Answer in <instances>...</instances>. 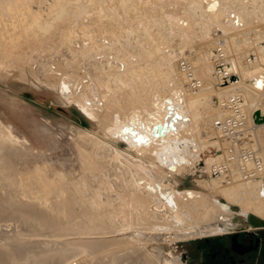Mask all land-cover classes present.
<instances>
[{"label":"bare ground","instance_id":"1","mask_svg":"<svg viewBox=\"0 0 264 264\" xmlns=\"http://www.w3.org/2000/svg\"><path fill=\"white\" fill-rule=\"evenodd\" d=\"M57 1L54 5L58 4ZM204 1L210 16L208 24L222 27L221 32L215 33L217 39H210L209 30L194 39L191 33L194 23L184 14V19L179 20L176 25L178 33L175 35V43L171 42L172 44L167 43L163 31L164 26L173 28V24H176L173 21L177 18L165 13L163 16L162 3H157L155 7L148 0H85L84 7L79 5L80 14L88 22L85 28L79 26L86 29L84 41L78 39L81 30H76L77 34L80 33L75 34L76 39L84 42L86 52L79 48L85 53L81 56L83 63H80L76 74V71L72 73L75 75L73 79L78 78L79 83L82 80L83 82L78 88L73 83V91L69 89L66 94L69 92L74 95L78 105L91 118L98 120L109 134L108 137L115 142L123 140L127 143L128 149L125 151L129 156H134L135 161L134 158L131 161L129 157L121 159L122 155L117 153L111 156L105 146L106 141L96 140L95 135L92 137L95 141L93 143L89 138L91 134L86 133V139L92 141L88 142L91 143L89 146L94 144L91 147L95 148V143L99 141V147L95 149L96 153L93 148V152L79 151V155L80 152L85 155L89 170L75 183L63 178L57 181L39 173L27 172L26 175L17 166L8 164L4 158L0 159V264H182L180 255L169 253V256L164 257L160 243L152 247L148 244H153L151 241L156 240L155 235L162 233H167L168 243L201 234L208 236L222 233L223 229L218 221L220 217L227 218L230 213L212 194H218L236 204L245 214L252 213L264 218V167L257 170L252 179L240 177L231 183H221L210 175V180L198 179V185L204 190L178 189L173 187L174 180H168L164 187L161 186L165 176L163 169H167L169 174L179 175L188 169L195 170L198 162L204 159L209 173L215 156L207 152H210L211 147L221 150L225 146V142L221 143L219 139L222 135L212 126V121L225 116L227 110L222 108L221 101L227 100L234 93L244 96L245 110L249 115L248 134L250 140L254 141L253 145L259 149L264 164V0L260 11L256 8V13L254 8L251 10L248 3L250 0H229L224 8L220 7V0ZM26 4L24 0H0L1 33L8 26L4 21L6 18L15 27V22L20 17L22 20L23 17H29V25H39V32H43V25H50L47 20H51V17L46 19L43 16L45 19L40 20V12L33 13ZM133 7L132 14L127 18L128 22L126 19L122 20L123 15L127 17L124 11ZM228 9L238 14L235 20L227 17ZM25 10H31L32 14H26ZM119 11L120 17L118 15L114 19L113 16ZM111 14L114 19L111 20L118 22L114 25L115 22L111 21L109 26L107 21ZM57 15L61 17L58 13ZM81 18L78 19L83 20ZM28 27L24 30H30ZM38 27H35L36 30ZM68 27L72 28L69 25ZM22 30L18 29L17 32ZM23 34L22 36L25 35ZM83 35L81 34L82 37ZM65 37L63 39L68 38ZM197 40L201 43L203 41V49L192 44ZM218 43L223 44L231 62V72L236 76V79H231L225 85H220L214 74V50ZM66 45L69 46L68 41ZM78 45L80 44L74 47ZM189 45L190 51H195V57L190 55L192 53L185 54ZM66 47L63 48L69 51L65 52L61 48L60 52L70 56V48ZM69 47L72 48L71 44ZM245 47L249 49L247 56L253 52L255 59L243 57ZM2 50L0 49V54L3 53ZM60 52L57 50V53L61 54ZM65 53L62 54L63 58ZM179 53L193 61L196 75L203 81L201 88L194 89L189 85L186 87L187 75L178 67ZM8 55L6 53V58ZM22 55L18 57L22 58ZM11 56L14 57L13 54ZM69 56L66 55L65 58ZM13 59L10 58L12 61ZM12 61L6 60L10 63ZM122 95L125 98H121ZM87 132L91 133L90 130ZM1 134L3 131L0 129V136ZM12 137L15 138L13 135ZM80 137L84 140L83 135ZM148 150L153 151L159 159L157 161H160L156 167L157 172L149 169L150 165L148 167V163H145L147 160H144L146 158L141 159L140 155L147 152L150 154ZM137 158L144 160L143 163L140 164ZM89 174L98 181L95 187L91 183L93 179L88 177ZM153 205L156 211L152 209ZM127 206L137 211L129 212V208L126 213L123 209ZM164 209L169 213L164 212Z\"/></svg>","mask_w":264,"mask_h":264},{"label":"rangeland","instance_id":"2","mask_svg":"<svg viewBox=\"0 0 264 264\" xmlns=\"http://www.w3.org/2000/svg\"><path fill=\"white\" fill-rule=\"evenodd\" d=\"M58 1H57L58 4H56L58 6L57 7L56 5H54L56 3V0H27V1L24 0V2L27 3L26 5L31 7V10L33 13L34 12H40L41 13V14L38 13L40 18H41L40 20L45 19V18L50 19V17L52 18L49 21L47 20V22H49L51 26L49 24L43 25L44 27L42 26L41 31H43V32H39L40 31L39 30L40 28L38 27L39 25L38 26L36 25L34 27L33 26L31 27L29 25V20H31V18L29 19V17H26V19L23 17V20H22V17H20L19 21H17V22H19V23L21 22L20 23L21 25L19 23L15 22V27L10 24V20H7V18H6L7 21L4 20L6 23H8V26H6V29L9 28L11 30L5 29L3 31V33L0 32V36H1L0 37V49H3L2 50L3 53L0 54V59H1L0 60V127H1L0 129L3 131V134H1V136H0V159L4 158L8 164H13L14 166H17V168L22 170L24 173H26V175H27V172L36 173V174L39 173V174L48 175L51 178H55V179H57V181H60L61 180L60 178H63V180L66 179L70 183L72 181H73V183H75L76 180L80 179L79 178L80 176L83 177L86 174V172H88V170H89V168H88L89 165L86 162V159H84L85 155H83V153L87 152V150L93 152V150L91 148H93L94 150L95 149L97 150L99 147L98 142L100 140H102L103 142L106 141L104 143H105V146L108 147V149H109L108 152H110L111 156H113L114 153H117V154L122 155V156H120L121 159L123 157L124 158L129 157L131 161H133V158L135 161V157L129 156L127 151H125L128 149L127 143L123 142V140H118L115 142V140L113 138H110V136L108 137L107 135H109V134L98 123V120H94L93 118H91L88 114H86V112L83 110V108L78 105V102H76L74 95L72 93L69 94V92L67 93L68 95L66 94L67 90L71 89L74 84L78 88L79 85L82 84V82H83V80H82L79 83L77 80H80V79H78V78L73 79V78H75V75H73L72 72L76 71L75 72V74H76L77 69L81 65L80 63H83L81 56L85 53L84 52L82 53V50H79V48L83 49V50L85 49L84 42L82 43V41H84L83 39H85V36H86V32H85L86 29L84 30V28H85V26H87L88 22H87L86 18L83 17L84 15L80 14V12H81L80 6L84 7V1L85 0L84 1L83 0H81V1L67 0L69 3L66 2V0H61V1L58 0ZM62 1H63V4H62ZM82 1H83V3H82ZM133 1H135V0H133ZM142 1H145V0H142ZM148 1L149 2L152 1V4L153 5L155 4V7H157L156 6L157 3H158V5H160L162 3L164 5V7L162 6V8H161V9H163V10H161L162 11L161 13L163 16L166 14L167 16L171 15V16H175L177 18L173 21V22H176V24L174 23L175 27H174V24H173V28H170L169 25L168 26L166 25L167 27L164 26L163 36H164V38L166 37L167 43H169V44L175 43V40H176L175 35L178 33L177 32L178 29L176 28V25H177V23H179V20L182 21L184 19L183 18L184 16H182L184 14L188 15V17L190 18L189 21H192L194 23L193 28H191V31H193V32L190 31L192 33V35H193L192 37H194V39H198V37L200 35L206 34L208 30L210 32V35H209L210 39L211 40L217 39L218 36H215L214 32L217 33V32L222 31L221 30L222 27L217 28V27H214L213 24H208V20L210 19V16L207 14V11H208L207 10V4L205 3L204 0H166V1L165 0L164 1L163 0H148ZM228 3H229V0H220L219 1L221 8H224V5H228ZM248 3H250V5H251L250 6L251 10H252V8H254L253 10L255 13H256V11H255L256 8H258L257 11H260V9H261L260 6L262 4V0H250ZM148 4H150V3H148ZM62 5L64 7H61ZM244 5L246 6V4H244ZM66 8H67V10H66ZM133 9H134V7L131 9L128 8L127 11L125 10L124 12L127 15V17L125 15H123L122 20L126 19L125 21L128 22L127 18L129 17V15L132 14ZM31 10H25L24 12H26V14H28V13L32 14ZM34 10H36V11H34ZM59 10L61 12H59ZM128 10H131V11H128ZM230 10H232V9L227 10V12H228L227 17L230 18L231 20H235L237 18L238 14L236 12H233ZM68 11H69V14L70 13H72V14L69 15ZM63 12H65V13H63ZM57 13L59 14V16H61L60 18L58 17ZM120 13H121V11H119V13L115 14L114 16H113V14H111L110 18H108L109 21H107L109 26H111L110 24H111L112 20H114L115 18H118L117 17L118 15L120 17ZM122 13H123V11H122ZM137 13H139V11H137ZM20 14H22V13H20ZM180 15H181V17H180ZM80 16L83 18V20L78 19V18H81ZM112 16L114 17V19H112L113 18ZM57 18H58V20H57ZM74 18L77 22L80 21V22H78L79 25L76 24L77 22L74 20ZM69 19H71L72 21H69ZM50 21H52V22H50ZM68 22H69V24H68ZM114 22L115 21H112V23H114ZM117 22H115L114 25H116ZM126 22H124V23H126ZM81 23L85 24V25L82 26ZM124 23H122V24H124ZM17 24H18V26H17ZM74 24H75V26H74ZM68 25L71 26L72 28L68 27ZM28 26H30L32 28L33 32H35L36 35H35V33L32 32L31 28ZM65 26L68 28H66ZM79 26L84 27V28H80ZM26 27H28L31 30V32H30V30H28L30 32V34L27 31V29L24 30V28H26ZM35 27H38V29L36 30ZM74 28H76V29H74ZM78 28H80V29H78ZM18 29L19 30L23 29L24 32L22 30L21 32L19 31V33H18L17 32ZM66 29H68L69 31ZM263 29H264V25H263ZM76 30L77 31L81 30L80 32L82 35L85 33L83 35L84 37H82L81 34H79L80 32H78V34H79L78 35L76 33L77 32ZM7 31H8V33H7ZM36 31L38 32V35H37ZM57 31H59V32L57 33ZM26 32H28V33H26ZM60 32L62 35L60 34ZM65 32H67V34H65ZM164 32H166V33H164ZM70 33H72V35H70ZM75 33L78 35V39H82V41L76 39L77 35ZM22 34L24 36H22ZM62 36L63 37L66 36V37L70 38V40L68 38L63 39ZM73 37H75V38H73ZM6 38H7V40H6ZM72 38H73V42L71 41ZM167 38L170 40L168 41ZM67 41H68V45L70 46V44H71L73 49L69 46L66 47ZM78 41L79 42L81 41V42L78 43ZM6 42H7V44H6ZM197 42H200V43H197ZM15 43L17 45H18V43H20V45L17 46ZM21 43L23 45H21ZM72 43L74 45H76V44H80V45L74 47V45H72ZM81 43H82V45H81ZM202 43H203V41H202ZM202 43L200 40L199 41L197 40V41L193 42L192 44L196 45L195 47H201V49H203ZM5 46H6V48H5ZM61 46L66 47V48H70V52H71L70 56L67 53H65V52H67V50L69 51V49H65ZM81 46L84 48H82ZM190 46L191 45L186 47L185 54H186V52L188 55H189V53H192L193 55L192 54H190V55L192 57L193 56L195 57V55H194L195 51H194V53L191 52L189 49ZM11 47H13V48H11ZM61 48H62V50L64 49L65 52H60ZM57 50H59V52L61 54L57 53ZM247 51H249V49L247 47H245L244 51L242 53L243 57L247 56V53H246ZM36 52H38V53H36ZM43 52H45V53L47 52V54H45ZM78 52L80 53L79 55H78ZM4 53H5V55H6V53H7V55L9 54L8 58H6V56L3 55ZM15 53H17V54H15ZM63 53H65L64 58L62 55ZM73 53H75V54H73ZM11 54H13L16 59L20 58V59H18L19 61L17 60L18 62L16 61L14 63V61L16 59L13 56H11ZM21 54H23L22 58L18 57V55H21ZM33 54H36L38 57L33 55ZM40 54H42V56ZM55 54L60 55L61 57L59 58V56L57 57ZM185 54L179 53L178 58L185 57L184 56ZM66 55L69 57L65 58ZM75 55H76V57H74ZM39 56H41L42 59ZM48 56H50L51 58ZM46 57L49 59L47 60ZM79 57H80V59H78ZM10 58L11 59L14 58L13 61L10 60ZM39 58H40V60H38ZM70 58L75 59V60L73 61ZM2 59H4V61ZM6 60L12 61V62L11 63L6 62ZM63 60H65V61L63 62ZM69 60H71L70 61L71 63L69 62ZM16 63H18V64H16ZM35 63H36V65H34ZM9 64H11V65H9ZM42 64H43V66H42ZM40 65H41V67H40ZM48 65L50 67L52 66L51 69ZM35 66H37L38 68ZM75 66H77V68H75ZM67 67H69V68H67ZM81 70L84 71L83 69H81ZM67 71H68V73H67ZM45 72H47V74ZM42 73H43V75H42ZM71 80H75V81L72 82ZM67 83H69V85ZM65 84L67 85L66 88H65V86H66ZM69 86H70V88H69ZM186 87H189L188 84L186 85ZM64 88H65V90H64ZM75 93H76V91H75ZM161 94H162V92H160V96H161ZM214 94H216V91L214 92ZM121 98H125L124 95H122ZM215 100H216V98H215ZM212 126H213V123H212ZM248 126L249 125H247V127ZM4 130H6V131H4ZM87 130H90L91 133L87 132ZM7 132H9V133H7ZM82 132H83V134H82ZM85 133L92 135V136L88 135L91 140H92V137H94L95 135L97 136V137H94L95 139L97 138L96 140H99L98 142L96 141L97 143H95V148L91 147L94 144L89 146L91 143H88V142L93 141V143H94L95 141L94 140L91 141L89 138L86 139L87 135L85 136L84 135ZM9 135H11V137ZM12 135L15 136V138L12 137ZM80 135H83V137L85 136L84 140L86 139V140H90V141L85 142L86 140L85 141L82 140V138H81L82 136L80 137ZM6 139H7V142H6ZM219 139H220L221 143L225 142V146L223 145V147H226L228 145L227 140H225L222 137H220ZM15 140H16V142H14ZM19 141H22V142H19ZM9 142H11V143H9ZM13 142L15 143V145ZM17 144L19 146H17ZM80 146H82V148ZM24 147H25V150H24ZM113 148H115V150ZM215 148L217 149V147H211L210 152H207V154L209 153L211 155L212 152H214ZM80 149H83V150H80ZM96 150H95V153H96ZM79 151H81L83 153L80 152V155H79ZM111 151H113V153ZM148 151H150V150H148ZM135 152L136 151H134V153ZM147 153H144L145 154V155L143 154L144 156L140 155L141 159L146 158L144 160H147L145 163L146 164L148 163L147 164L148 167L150 165L149 169H151L152 172H153V170L156 171V167L159 164L158 162H160V161H157L159 159L156 156V154L153 153V151L152 152L150 151V154L151 155L153 154V157L149 153L148 154ZM1 154H4V155L6 154V155L4 156ZM81 156L83 157V159H80ZM26 157H28L29 159H26ZM155 157L157 159H155ZM203 157H204V155H203ZM147 158H150V159H147ZM141 159H138L140 164H142L144 161V160L142 161ZM81 160H84V161H81ZM148 160H150V161H148ZM153 160H155L156 162H154ZM85 163H87V164H85ZM133 163H135V162H133ZM38 167H40V168H38ZM35 170H36V172H35ZM162 171L165 174L164 181H163L164 184L162 183V185H161L162 187H164L165 184L168 183V180H171V181L174 180L175 183L173 184V187H176L178 189H184V188L203 189L202 187H200L198 185V183H199L198 179L210 180L208 170L206 169L205 164H204V159H201L198 162L197 168H195V170L194 169H188L179 175L169 174L168 173L169 171L167 169H163ZM167 173H168V175H167ZM82 174H84V175H82ZM90 176H91V174H89L88 177L90 178V180L93 179V180H91L92 181L91 183L95 187L97 185L98 181L96 180V177L93 178ZM87 194H88V192L86 193V195ZM212 195L215 197V199L218 201V203H220V205L230 213L227 218H226V216L224 218L220 217L218 223H219V225L222 226V229L225 230L226 225H227V227H230L229 229H233L236 226V223L240 222L241 216L247 215L243 211H241L240 207H238L236 204L223 199L218 194H212ZM127 207H125L123 210L126 211V210L131 209L129 212L135 210V208H130L129 206H127ZM109 209L110 208H106V210H109ZM152 209L154 211L157 210L155 208V206ZM139 210L140 209L138 208V211ZM135 211H137V209ZM165 211H167V210L164 209V212ZM167 212L169 213V211H167ZM126 213H127V211H126ZM126 213H124V214H126ZM126 215L128 216V214H126ZM251 215H254V214H251ZM129 219L130 218L128 217V220ZM249 221L256 222V219L253 217H250ZM230 225H232V226H230ZM129 231L127 233H129ZM179 231H181V229L178 230V232ZM166 236H167V233L166 234H164V233L156 234L155 235L156 240L151 241V243L152 242H154V243L148 244L149 247H152V246H156V245H158V243H160V245L162 246V249H163L164 257L169 256V253L181 255V253L185 247L190 245L192 242H195L196 240L202 239L204 236H207V235L201 234V235H198L194 238H187L186 240L176 241L173 243H168L166 240ZM208 236H213V235H208ZM163 239L165 242L163 241ZM155 242H157V243H155ZM162 242H164V243H162ZM164 257H163V259H164Z\"/></svg>","mask_w":264,"mask_h":264},{"label":"built area","instance_id":"3","mask_svg":"<svg viewBox=\"0 0 264 264\" xmlns=\"http://www.w3.org/2000/svg\"><path fill=\"white\" fill-rule=\"evenodd\" d=\"M253 52L249 53V60L255 59ZM214 74L220 85L228 83L235 75L231 73V62L222 43H218L214 50ZM178 67L187 75V84L194 88H201L203 81L197 77L193 61L189 57H181ZM222 108L227 110L225 116L215 118L213 126L227 140V148L216 149L210 165L209 175L221 183H231L236 178L252 179L257 170L264 167L260 151L250 140L247 129L249 115L245 110V99L241 93L231 94L227 100L221 101Z\"/></svg>","mask_w":264,"mask_h":264},{"label":"flooded vegetation","instance_id":"4","mask_svg":"<svg viewBox=\"0 0 264 264\" xmlns=\"http://www.w3.org/2000/svg\"><path fill=\"white\" fill-rule=\"evenodd\" d=\"M225 228L221 235L204 236L185 247L180 255L182 264H264V222L256 231L231 232L230 227L226 225ZM245 232H249L250 235H246ZM235 234H238L239 242L245 243L236 245L237 251L233 249L231 243Z\"/></svg>","mask_w":264,"mask_h":264},{"label":"crops","instance_id":"5","mask_svg":"<svg viewBox=\"0 0 264 264\" xmlns=\"http://www.w3.org/2000/svg\"><path fill=\"white\" fill-rule=\"evenodd\" d=\"M215 33L216 32H214V35H215ZM251 214L252 213H249L245 216H241L240 222L236 223V226L231 230V232L234 230H251V231L258 230L260 228L262 222H264V218H261L257 215H251ZM250 217L255 218L256 222L249 221ZM219 235H221V234H219ZM215 236H218V235H215Z\"/></svg>","mask_w":264,"mask_h":264},{"label":"water","instance_id":"6","mask_svg":"<svg viewBox=\"0 0 264 264\" xmlns=\"http://www.w3.org/2000/svg\"><path fill=\"white\" fill-rule=\"evenodd\" d=\"M232 79H236V76H234ZM256 118H257V117H256ZM259 119H260V118H258L257 120L260 121ZM261 120H262V119H261ZM245 234H246V235H250L249 232H245ZM246 235H245V236H246ZM237 238H238V234H235V235L232 236V239H231L232 247H233V249H234L235 251H237V250H236V245H245V243H243V242H242V243L239 242ZM255 251H257V250L255 249Z\"/></svg>","mask_w":264,"mask_h":264}]
</instances>
